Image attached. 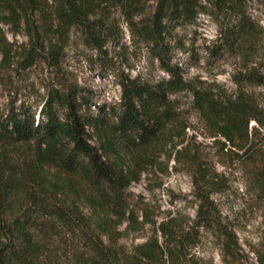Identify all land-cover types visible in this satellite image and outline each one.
Masks as SVG:
<instances>
[{"label": "trees", "instance_id": "obj_1", "mask_svg": "<svg viewBox=\"0 0 264 264\" xmlns=\"http://www.w3.org/2000/svg\"><path fill=\"white\" fill-rule=\"evenodd\" d=\"M154 1L153 13L135 30L167 78L155 83L124 78L119 100L93 105L94 110L73 85L58 81L47 88L38 114L24 104L0 112V264H213L192 253L202 231L221 238L224 264L239 259L236 237L210 197L220 181L186 146L173 159L183 161L191 175L198 202L194 219L182 223L169 216L153 222L154 234L131 250L117 243L120 224L138 228L128 188L153 166L167 141L175 140L174 148L185 141L180 131L188 126L182 125L170 95L189 87L180 67L167 58L171 23H190L198 13L210 15L218 25L213 45L218 55L242 48L250 53L262 34L249 12L250 0ZM257 1L264 8V0ZM143 4L0 0V68L13 60L4 27L28 39L19 66L43 62L58 69L73 29L92 48L101 49L111 29L107 13L120 9L132 21ZM240 81L264 85V61L239 73ZM191 91L193 107L210 136L223 139V147L228 145V152L264 191V108L243 92L229 96L204 87ZM259 260L264 264V255Z\"/></svg>", "mask_w": 264, "mask_h": 264}, {"label": "rangeland", "instance_id": "obj_2", "mask_svg": "<svg viewBox=\"0 0 264 264\" xmlns=\"http://www.w3.org/2000/svg\"><path fill=\"white\" fill-rule=\"evenodd\" d=\"M206 4V0H200ZM154 0H144L140 11L129 21L120 9L107 13L106 24L111 27L105 35L101 49L86 43L80 31L73 29L59 56L58 69L43 62L29 68L19 66L28 39L23 34L12 35L6 31L11 44V65L0 68V112L10 106H30L38 114L47 88L66 81L73 85L83 100L93 105L114 104L119 100L120 81L137 78L155 83L167 74L149 44L145 43L135 28L153 13ZM249 12L256 18L262 34L254 50H224L219 55L213 45L218 36V25L207 13H198L190 23H171L169 52L171 64L178 65L187 89L170 95L182 125L184 143L174 148L168 142L147 172L128 188L129 203L135 209L138 228L127 222L117 230V243L131 250L144 243L153 233V222L159 223L175 216L182 223L194 219L197 199L194 195L191 175L183 161L173 159L175 151L186 146L197 152L214 171L220 186L213 188L210 197L219 212L223 224L236 237L238 258L234 264H260L264 255V191L257 187L248 170L223 147L220 137H211L205 123L195 111L191 89L204 87L229 96L243 92L264 108V85L236 82L239 73L255 62L264 61V8L257 0L248 3ZM252 124H254L252 122ZM171 155L168 159V156ZM144 218L147 223H144ZM159 242L161 237L157 234ZM192 253L206 262L224 264L221 238L211 232H201ZM65 260H68L66 256Z\"/></svg>", "mask_w": 264, "mask_h": 264}]
</instances>
